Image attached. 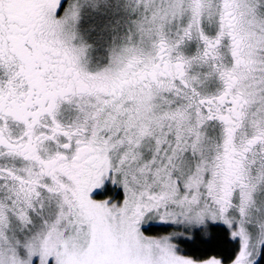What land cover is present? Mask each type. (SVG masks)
Returning <instances> with one entry per match:
<instances>
[{
    "label": "snow or ice",
    "instance_id": "6c2138e0",
    "mask_svg": "<svg viewBox=\"0 0 264 264\" xmlns=\"http://www.w3.org/2000/svg\"><path fill=\"white\" fill-rule=\"evenodd\" d=\"M0 264H264V0H0Z\"/></svg>",
    "mask_w": 264,
    "mask_h": 264
}]
</instances>
